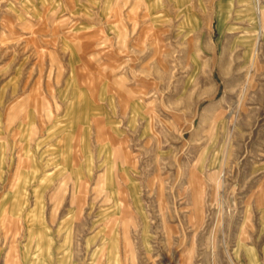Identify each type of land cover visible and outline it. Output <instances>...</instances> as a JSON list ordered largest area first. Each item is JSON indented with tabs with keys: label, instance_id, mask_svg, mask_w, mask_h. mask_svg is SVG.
<instances>
[{
	"label": "rangeland",
	"instance_id": "rangeland-1",
	"mask_svg": "<svg viewBox=\"0 0 264 264\" xmlns=\"http://www.w3.org/2000/svg\"><path fill=\"white\" fill-rule=\"evenodd\" d=\"M0 264H264V0H0Z\"/></svg>",
	"mask_w": 264,
	"mask_h": 264
},
{
	"label": "crops",
	"instance_id": "crops-1",
	"mask_svg": "<svg viewBox=\"0 0 264 264\" xmlns=\"http://www.w3.org/2000/svg\"><path fill=\"white\" fill-rule=\"evenodd\" d=\"M33 110V109H32Z\"/></svg>",
	"mask_w": 264,
	"mask_h": 264
}]
</instances>
